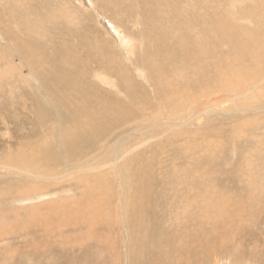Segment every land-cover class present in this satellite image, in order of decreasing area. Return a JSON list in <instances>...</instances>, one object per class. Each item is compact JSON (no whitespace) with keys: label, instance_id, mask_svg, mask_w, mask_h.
Masks as SVG:
<instances>
[{"label":"rangeland","instance_id":"rangeland-1","mask_svg":"<svg viewBox=\"0 0 264 264\" xmlns=\"http://www.w3.org/2000/svg\"><path fill=\"white\" fill-rule=\"evenodd\" d=\"M263 1L264 0H0V106L2 104L0 109H5L4 106H7L4 103V100L7 101V99H3L2 96L3 94L5 95V92L9 95V87L7 85L12 83L14 79H17L18 84L23 81V75L19 73L22 72L25 76L27 75L26 77H29L25 78L26 81H31L32 79L31 75L28 74L31 69L27 65L23 66L20 63L21 58H24V60L27 58L22 53L20 43L29 42L28 40L32 42L31 39L46 43L51 37H59L65 41L66 44L71 41L72 44H76L81 50L82 47L80 46L79 40L84 41L88 39L92 45L96 43H99V46L102 45L99 48V54L101 53L100 49H102V51L108 49V52L106 51L107 54L114 57L116 56L115 59H117L118 63H121V65L123 64L122 66L125 64L130 65L134 78L140 80L143 79V76L134 70L136 61L140 63V66H142V61L144 60L148 61L144 64H153V62H155L152 55L146 52L147 45L149 44L148 39L152 41V37L147 36L151 34L152 31L146 26L147 23L151 22H145L148 21L149 18L157 16V20L158 17L161 20L158 25L163 24L170 26V24H173V20L176 21V19H180L175 13H178V15L180 14V16H185L187 14L188 17H190V15L192 16L191 13H193L196 21L199 17H202V19H209L211 17L209 19L211 26L217 33L218 38H220L222 37V35L219 34L220 30H226L227 27L225 26H228L231 22L228 14L236 12L235 16H237V20L235 23L237 25L240 24L239 28L236 27L237 30H241L243 35L247 32L251 34L261 32L262 35L264 34ZM204 2H206V7L204 6ZM199 3H203V5L201 6ZM149 6H151V10H154V12L147 18L146 15H143V10ZM241 7L246 10L244 15H239L242 14L239 12ZM190 8L196 9L191 10ZM202 8H204V10L206 9V11ZM170 13L172 14L170 15ZM197 13L201 14L198 16ZM169 16L171 17L169 18ZM165 17L166 19H164ZM213 17H215V20L212 19ZM223 20H227V22H225L227 24L221 28ZM162 21L163 23H161ZM179 21H177V23ZM217 22H220V24ZM142 25L144 27L146 26L145 29L149 31L147 30L146 32ZM198 25H200V20H198L196 27L197 34L199 33ZM140 27L144 29V32ZM170 28L172 32L179 31L177 27L176 29L173 26ZM61 30H63V32ZM68 30H70L71 33ZM191 30L193 31V29ZM198 35H200V33ZM41 38L43 41L40 40ZM120 40L128 45L127 49ZM263 42L264 39H261L260 43ZM102 47L106 48L103 49ZM80 50L78 52H80ZM134 50H136V52ZM229 50H231L232 54L235 53L232 46L229 47ZM106 52L104 54L108 56ZM113 53H117L118 55H114ZM47 55L49 56V53H47ZM36 56L40 58L38 53ZM63 64H66V67L69 65L68 62H63ZM224 66L223 64L218 68L219 74L224 73L226 77L228 76L227 78L232 77L231 79L234 81L236 77L233 75L239 74L237 69L231 66L229 67L230 69L226 71V69L223 68ZM261 66L262 64L254 67L251 64V67L247 70L251 71L252 68H256L257 73H264ZM26 70H28V72H26ZM103 73L104 72H101V75H103ZM219 74L217 73L215 79ZM242 78L244 81H247L245 80V75L242 76ZM217 80L218 79L214 80L215 83L212 81L213 83L211 82L209 84L212 86V89L207 91H215L216 88L213 87H215ZM261 80L264 81V78ZM261 80L257 81L256 84L264 85V82ZM100 86V89H102L104 93L103 97L108 95L109 92H104L106 85L101 83ZM218 89L219 88H217V90ZM34 90L36 91V89ZM34 90L32 88L27 89L30 93H33ZM115 90L114 88V91ZM182 90L184 100L186 102L191 100V98L188 97L193 92H188L186 88ZM15 91L16 96L14 95V97H11L14 98L13 101H17L21 98V92L17 87ZM241 91H244V89H241ZM245 91L249 98L248 102L253 103L252 101L258 93L252 91L251 88H246ZM201 93H197V96H199L198 98L206 102L205 99H203V97L207 95L206 91ZM262 94L264 96L263 88ZM109 96V98H113L110 94ZM40 97H42V102L52 115L55 107L51 104L54 103V99H50L43 92H40ZM47 101H51V103ZM106 102L116 107L114 105V100L106 99ZM26 106L28 109H17L16 111H18L20 116L27 114L28 119H30V116H34V104L29 100ZM169 106H171V103ZM162 109H164L163 114L165 117L168 116L164 106H162ZM186 109V107H182L181 110L185 112ZM155 110H158V108H155ZM233 110L235 111V109ZM248 111L249 109L247 110L248 114L251 112L249 115L253 113L252 111ZM141 113L142 112L137 114L140 115ZM137 114L136 116H138ZM245 115L246 114L243 113L238 116L224 115L220 117V114H218L209 119L210 121L207 126H204L203 130L190 129V131H188V136L186 138L194 143V149L196 146L200 148L203 146V155L206 160L203 164H206V162L209 163V171L213 172V174L220 179L221 183H224L225 189L221 191L225 194L220 195V193H211L205 196L207 199L212 196L215 198V201L208 206H199L202 200L201 202L198 201L196 205L191 203L195 209L182 200L184 199L183 195L177 198L178 200L175 199L176 201L170 198V201H168H173L172 205L166 202L170 192V190L167 189L169 188L168 183H170V181H167L166 178L172 181L176 174L169 163V158L173 159L177 157V155L182 152L183 147H173L174 145L172 146L166 140L168 136L157 135L155 140H151L146 137H141L139 133H131L129 130L118 136L113 135V140L117 137H121V141L134 147L138 151H145L150 155V157H146L149 159H147L149 162L146 161L145 158L143 159L145 161H140L139 163L146 164L147 162L149 165L150 161L153 160L151 161L153 165H151L155 168L153 171L157 172V174L152 172V177L157 178V176L167 175V171L164 172L165 174L161 173L163 170H167V168L170 171L168 177H164L160 180L167 188H155L152 184H149L155 202V210L153 211L155 215L150 216V212H148L142 219H144V224L150 227L148 232L151 236L154 237L156 234H160L169 239L167 242L166 240H159L155 243H150L152 242L150 240H153L150 236H145V240L142 238V242L138 240V231L133 228L140 220L135 215L139 212L138 205L141 200V197L139 199L137 195V198H135V179L132 172L135 173L136 167L139 165H137L136 160L130 163L128 161L125 162L126 166L122 162L120 163L122 165L120 166L119 164L117 168H111L108 165L102 168H96L95 171L97 174H101V177L98 176L101 181H99L97 177L89 176L88 178L82 177V180L76 181L74 174L68 176L69 178L65 177L67 180L72 178L69 181L62 178V182H60L61 180L59 178H56V181L53 179V181L49 182L48 180L42 181V178H37L35 180L24 174L9 175L5 167L2 166L3 164L29 169L30 172L39 175L45 174L46 172L45 175H47L51 171L49 175L54 176L55 174H65L67 166L66 163L62 165L58 164L59 166L54 164L53 168H49L44 172L40 164H30L28 157L29 153H34V149L31 148H34L33 144L35 143L33 142L31 145L25 141L17 143L14 138L17 137L19 133V126L11 123V128L8 131L7 128L1 124L0 191L3 194L0 192V197L2 196L0 198V264H132L135 261L134 257L141 258L142 256H150L148 258H152V256L157 258V256H159L155 261L150 262L143 259L149 264L156 261L157 264H264V187L261 186L262 182L264 183V176L255 173L257 180L255 178L253 180L259 183L253 184L249 187L250 189L239 183L241 179L246 177L243 170L247 169L250 164L260 161L257 158L259 155L258 152L262 146L260 143L261 141L264 143V125L259 129L251 128L255 124L257 117L256 115H251L253 116L251 119L253 118L255 120L252 119V121H250L245 118ZM262 117L264 118V109ZM187 119L192 122V125H197L199 123L192 109L187 115ZM23 125L26 127L25 131L34 128V125L31 124L29 120ZM54 128L56 129L57 127ZM51 130L48 132L49 137L47 139H45V136H43L42 139L40 138V144L44 140V146L55 143L60 149L63 148L59 141V136L56 134L51 135L53 133V131L51 133ZM65 130L64 127L63 131ZM159 131L160 130L156 128L155 134ZM159 137L165 140V144H163L160 139H157ZM13 141L16 144H13ZM130 143H134V146ZM59 148L58 150H60ZM37 151L38 150H35V152ZM119 152H122V150L117 151V154L120 155L121 153ZM105 153L104 151L103 154V150L99 149V151L96 150L94 153L90 152L87 155H83L77 160V163H72L74 165H79L85 162V160L86 162L89 160L87 166H93V164L97 165L98 163L103 164L106 161H111L112 158H115L114 155L117 156L116 153L113 155ZM104 155H107V159ZM158 156L160 157L159 160L161 159L163 163H165V166H162L163 163L161 160L162 164H159L160 161H157ZM161 156H165V159H162ZM252 159H254V161H252ZM156 161L161 166H159ZM86 162L84 164H86ZM154 163L157 167H155ZM159 167H163L162 170L161 168L159 170ZM258 167L264 170V167L261 165ZM118 168H122V171ZM156 168L158 170H156ZM38 169H40V171H38ZM113 171L116 175H113ZM26 179L34 182L36 187L30 184L27 186L24 185L26 184L24 182ZM233 180L235 182V187L232 188L231 184ZM40 186L43 189H39ZM135 202L136 204H134ZM206 203L208 204L207 200ZM92 205L93 207H91ZM195 216H202L200 217L202 220L200 218L196 219ZM210 217L212 218L210 219ZM154 219L156 220L155 231L149 221ZM199 220H201V222ZM198 221L200 224L203 223L204 225H199ZM210 226H212V229ZM201 229H204L203 232L205 235H203ZM20 232L25 235L19 236V234H21ZM140 233H142V230ZM201 233L202 236L200 235ZM143 245H146L149 249L143 250Z\"/></svg>","mask_w":264,"mask_h":264},{"label":"bare ground","instance_id":"bare-ground-1","mask_svg":"<svg viewBox=\"0 0 264 264\" xmlns=\"http://www.w3.org/2000/svg\"><path fill=\"white\" fill-rule=\"evenodd\" d=\"M205 3L206 2H204V4ZM200 5L202 6L203 3ZM204 6L206 7V4ZM202 9L204 10V8ZM204 11H206V9ZM152 12H154V10H151V6H149L148 8H144L143 15H146V17L148 18V16L150 17V15H152ZM239 12L242 13L239 15H244L246 10H244L241 7L239 9ZM235 13L236 12L228 14L230 16L228 17L229 19H231V22L228 24V26L227 25L225 26L227 27L226 30L223 31L220 30L219 34L222 35V37L220 38H218L217 33L212 28L211 23L209 21L211 17L208 15L207 16L210 17L209 19L208 18L202 19V17L201 18L199 17L198 19L196 18L197 19L196 21L193 13H191L192 16L190 15V17H188L187 14L185 16L182 15L180 16V14L178 15V13H175V15H177L178 18L180 19H176V21L173 20V24H170V26L163 24L158 25V23H160L161 20L159 19V17L157 20V16L151 17L152 20L151 18H149L148 21L145 22H151V23H147L146 26L152 31L151 34L147 35L152 37V41L148 39L149 44L146 43L148 44L146 52L152 55V58L155 62H153L152 60L153 64L151 63L144 64L145 62H148L144 60L142 61V66H140L139 65L140 63L136 61L135 64L136 67L134 68V70L143 76V79L140 80H136L134 78L132 67L130 65L125 64L124 67L122 66L123 64L121 65V63H118L117 59H115L116 56L114 57L112 55L107 54L108 49L105 51H102V49H100L101 50L100 53L101 56H100L99 48L102 45L99 46V43L92 45L91 42L88 41V39L84 41L79 40L80 46L82 47L81 50L78 48L76 44H72L70 40H69L70 43L66 44L65 41H63L59 37L57 38L51 37V39L46 43H43L39 40L34 41L35 39L34 40L31 39L32 42L28 40L29 42H23V44L20 43L22 53L24 56L27 57L25 60L24 58H21L20 63L23 66L27 65L31 69L29 70V72L28 70H26V72H28V74L31 75L32 79L31 81H26L25 78H29V77H26L27 75L25 76L21 72L19 74L23 75L22 76L23 81H21L20 84H18L17 79H14L12 80L13 81L12 83H9L7 85L9 87L8 88L9 95H7L5 91H4L5 95L4 94L2 95L3 99H7V101L4 100V103L7 106H4L5 109H0V125L3 124L2 126H5L9 131V129L11 128L10 125H12L11 123L17 124V126H19L18 128H20V129L17 128L19 130V133L17 137L14 138L17 141V143L18 142L20 143V141L21 142L25 141L30 145L33 142L36 144V146L35 144H33L34 148L33 147L31 148L34 149L33 151L34 153L33 154L29 153L28 160L30 164L31 163L40 164L41 167L44 169L43 170L44 172L45 170L47 171L49 168H53L54 164H57V166H59L60 164L62 165L66 163L67 169H65L66 170L65 174L64 173L62 175L55 174L54 176V175H49L51 171L50 172L48 171L49 173L47 175H45L47 172L45 174L39 175L37 173L35 174L30 172L29 169H23L19 166L15 167L8 164H3V165L1 164V165L5 167V170L9 175L24 174L25 176L31 177L35 180L37 178H42L43 179L42 181L48 180L50 182L53 181V179L54 181H56L55 180L56 178L57 179L59 178L60 180L62 178L66 179L68 176L74 174L76 181H79L82 177L88 178V176L97 177V179H99L98 176L101 177V174H97V172L95 171L96 168H102L105 165L106 166L108 165L111 168L112 167L117 168V166L122 162L125 164V162L127 161L130 163L133 160H136L137 165L138 164L139 165L136 167L135 173L132 172V174H134V179H135V186H134L136 191L135 198L138 197L140 199L141 197V200L140 202L138 201L139 205L137 204L139 208V212L138 214L136 213L135 215L140 220L138 221V224H136V226H133V228L134 230L138 231L137 238L141 242L143 241V239L145 240L146 237L148 236H150V238H153V240H150L152 241L150 243H155L156 241L159 240H166L167 242L169 239L161 236L160 234L159 235L156 234V236L154 237L151 236L148 232L150 227H147L144 224V219L142 218L145 217L148 212H150L149 214L150 216L155 215V213L153 212L155 210L154 208L155 202H154L153 194L150 191L149 184L150 185L152 184L155 188L157 187L167 188L166 185H163L162 182H160V180L164 177H168L170 172L169 169L165 167L167 168V170L165 169V171L163 170L161 172L163 174L164 172L167 171L166 173L167 175L165 176H157V178L152 177L153 175L152 172L154 174H157V172L153 171L155 169L152 166L153 163H151V161L153 160L150 161L149 165L147 164V162L146 164L139 163L140 161H145L143 159H145L146 157H150V155L147 154V152L145 151L144 152L138 151L134 147H131L127 143L121 141L120 140L121 137H117L116 139L113 140V135L118 136L121 133H126V131L129 130L131 133H139L141 137H146L151 140H155L156 139L155 137L157 135L168 136L166 140L172 146L174 145L173 147L175 146L183 147L182 152L179 155H177V157H174L173 159L169 158V163L171 167L175 170L176 174L172 181L166 178L167 181H170V183H168L169 188H167L170 190L169 197L166 199L167 203L172 205L173 201L169 202L170 198L172 200H175L183 195L184 199L182 200L185 201L187 204H190L191 207H193L191 203L192 204L194 203L196 205V203L198 201L201 202V200L202 202L201 203L199 202L200 203L199 206H208L210 203L215 201V198L212 196V197H208L209 199H207L205 196L211 193L212 194L220 193V195L225 194L221 192L225 190L224 183L223 182L221 183L220 179L216 177L213 174V172L209 171V166H210L209 163L206 162V164H203V162L206 161L203 155L204 153L203 146L201 148L199 146H196L194 149V143L192 141H189L188 138L186 137L188 136V131H190V129L203 130L204 126H207L208 122L210 121L209 119L212 116L218 114H220V117H222L224 115L238 116L239 114L245 113L246 114L245 118L249 119L250 121H252L253 119V118L251 119V117H253L251 115H256L257 117L256 122L254 121L255 124L252 127L251 126L250 127L259 129L262 128L264 125V118L262 117L263 109H264V104H262L264 103L262 88L264 90V85L256 84L257 81L264 78V73H257L256 68H252L251 71L247 70L248 68L251 67V64L254 67L262 64L261 67L264 70V42L260 43V40L264 39V34L261 35V32L256 34L254 33L251 34L247 32L246 34L243 35L241 30H237L236 28V27L239 28L240 24L237 25L235 23L237 20V16H235ZM171 14L172 13H170V15ZM170 17L171 16H169V18ZM164 19H166V17ZM212 19L215 20V17H213ZM198 20H200V25H198L200 35H198L199 33L197 34V28H196ZM177 21L179 22L177 23ZM222 22L223 25L221 26V28H223V26L227 24L225 23L227 22V20H223ZM161 23H163V21ZM217 23L220 24V22ZM172 26L175 29L177 27L179 31L172 32V29L170 28ZM144 29L141 28L142 31ZM191 29H193V31ZM70 30L68 31L70 32ZM147 30L148 29H145L146 32ZM61 31L63 32V30ZM40 40L43 41L42 38ZM122 43L127 49L128 45L125 44L123 41ZM230 46L234 48L235 53L232 54L231 50H229ZM102 48L105 49L106 47L105 48L102 47ZM79 50L80 52H78ZM134 51L136 52V50ZM105 52L108 56L104 54ZM37 53L39 54L40 58L36 56ZM47 53H49V56L47 55ZM63 62H68L69 63L68 67H66V64H63ZM223 64L225 65L223 68H225L226 71L230 69L229 67L231 66L237 69L239 74L233 75L234 77H236L234 78V81L233 79H231L232 77L229 78H227L228 76L226 77V74L223 73L224 71L223 69H221L223 70L222 71L223 74H219L218 68H220V65L222 66ZM101 72H104L103 75H101ZM217 73L219 74L218 77H216V79L218 80L215 84V87H213L216 88L215 91L213 92L207 91L212 89V86L209 84L212 81L214 82V80H216L215 76L217 75ZM244 75L246 76L245 80H247L248 83L247 81H244V79L242 78V76ZM101 83L106 85L105 87L106 89L104 92H109L108 95L104 97H103L104 93L102 92V89H100ZM14 87L15 88L17 87L18 90L21 92L20 95L21 98H19L17 101H13L14 98H11L14 97L16 92ZM29 88H32L33 90L36 89V91L34 90L33 93H30L27 91V89ZM114 88L116 89L115 91ZM183 88L188 89V92L189 91L193 92L191 93V95H189L188 98H191V100H189L188 102L184 100L183 90H182ZM217 88L219 89L217 90ZM246 88L247 89L251 88L252 91L258 93V95L255 96V99L252 101L253 103L248 102L249 98L247 97L245 91ZM241 89H244V91H241ZM205 91L207 95L204 96L203 99H205L206 102H203L202 100H200V98H198L199 96H197V93L198 92L201 93ZM40 92L46 94L50 99H54L53 100L54 103L51 104L53 105V107H55L54 112H52V115L51 112H49V110L45 107V104L42 102L41 99L42 97H40ZM109 94L114 99L109 98L110 97ZM106 99L114 100L115 102L114 105L116 107L109 105L106 102ZM29 100L32 101L35 108L33 112L34 116H30V119H28L27 114L25 115L23 114L25 117L22 115L20 116L18 114V111H16L17 109L18 110L28 109L26 105H28ZM49 103H51V101ZM170 103L171 106H169ZM162 106L165 107L166 113L168 115L166 117L163 114L164 109H162ZM182 107L187 108L185 112L181 110ZM155 108H158V110H155ZM191 109L194 111L197 120H199V123L197 125H192V122L188 121L187 119V115L189 114ZM233 109H235V111ZM248 109L249 111L253 112L251 115H249L251 112L249 114L247 113ZM140 112L142 113L138 115L137 113ZM136 114L138 116H136ZM28 120L30 121L31 124L34 125V128L25 131L26 127H24L23 124ZM53 126L57 128L55 129ZM64 127L66 129L65 131H63ZM156 128L159 129L160 131L155 134ZM50 130L51 133L52 131L53 133L52 134L49 133V134L51 135L56 134L59 136L60 139L59 141L63 148L60 149L55 143H53L52 145L44 146L43 144L44 140L40 144L39 142L40 138L42 139V137L45 136V139H47L49 137L48 132H50ZM157 139H160V137ZM160 140L162 141L163 144H165V140L162 139ZM12 143L16 144L14 141ZM130 144L134 146V143H130ZM260 145L262 146L258 152L259 155L257 158L260 161L250 164L247 169L243 170V173L246 177L241 179L239 182L240 185L246 188H249L255 183H259L258 181H256L257 179L255 173L259 175L262 174L264 176V170H261L258 167L259 165L264 167V143L261 141ZM58 148L60 150H58ZM99 149L103 150V154L105 151L108 155H113L115 153L117 154L118 150L119 151L122 150V152H119L121 153L120 155L117 154L118 157L114 155L115 158H112L111 161H106L103 164H99V163L97 164L96 162L97 165L93 164V166L92 165L87 166V162L89 160H87L86 162L85 160L86 158L84 159L86 164H84L85 162H82L79 165H74L72 163V162L77 163V160L80 159L83 155H87L90 152L94 153L96 150L99 151ZM35 150L38 151L35 152ZM104 157H106L107 159V155L106 156L104 155ZM159 158L160 157L158 156L157 161L161 160V159L159 160ZM147 159L148 158H146V161L149 160ZM162 159H165V156H163ZM161 161L159 164L163 163V161L162 163ZM252 161H254V159H252ZM121 165L122 164H120V166ZM162 166H165V163H163ZM155 167L157 166L155 165ZM160 168L161 167H159V170ZM118 169L121 170L122 168H118ZM156 170L158 169L156 168ZM38 171H40V169H38ZM114 174L115 172L113 173V175ZM254 178L256 180H253ZM71 179L72 178L68 180L66 179V181H69ZM29 181L31 180L29 179L24 180V182L26 183L24 185L27 186L30 184L32 186H35L34 182L32 181L29 182ZM99 181L101 180L99 179ZM60 182H62V180ZM231 186L232 188L235 187L234 180ZM261 186L264 187L263 182ZM40 187L39 189H43L42 187L41 188ZM8 194H13V193H8ZM206 200L208 201V204L206 203ZM134 204H136V202ZM91 207H93V205ZM195 217L196 219L197 218L199 219L202 216L200 217L195 216ZM211 218L212 217H210V219ZM201 220L199 221L201 222ZM149 221H150V225H152V228H154L155 231L156 220L154 219L152 221L151 220ZM199 221L198 224L199 225L202 224L201 226H203L204 224L203 223L200 224ZM212 226H210V228ZM141 230L142 233H140ZM203 230L201 229V232H203ZM25 232L28 233L27 231ZM21 235L24 236L25 234L23 233L19 234V236ZM200 235L202 236V233ZM203 235H205L204 232ZM146 249L149 248L146 247V245H143V250ZM148 257L145 256H142L141 258L134 257L135 261L132 264H149L147 261L144 260H148L150 262V261H155L157 258H159V256H157V258H155L154 256H152V258H148ZM152 264H157V261L154 263L152 262Z\"/></svg>","mask_w":264,"mask_h":264}]
</instances>
